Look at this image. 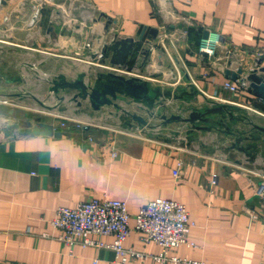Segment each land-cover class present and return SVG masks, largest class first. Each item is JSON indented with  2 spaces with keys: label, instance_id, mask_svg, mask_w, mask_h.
<instances>
[{
  "label": "crops",
  "instance_id": "obj_1",
  "mask_svg": "<svg viewBox=\"0 0 264 264\" xmlns=\"http://www.w3.org/2000/svg\"><path fill=\"white\" fill-rule=\"evenodd\" d=\"M39 1L0 5V98L13 101L0 108V123L12 126L10 133L0 131V264H162L156 257L163 248L145 242L135 221L155 199L183 204L194 223L188 243L169 257L264 264L258 193L264 100L249 92L246 80L253 70L264 77V0ZM36 10L39 19H33ZM209 37L219 39L212 56L200 51ZM125 39L135 40L134 49L123 66L115 65L114 52L105 57V50ZM109 67L171 92L156 104L158 133H148V104L126 97H119V107L96 111L70 95L79 124L65 127L59 116L32 114L36 104L66 114L55 98L64 91L56 94L54 81L83 78L93 85ZM239 70L237 80L229 77ZM226 82L238 91L226 89ZM193 113L203 119L189 121ZM172 116L180 119H164ZM37 118L55 125L52 137L23 130ZM93 198L127 203L131 235L124 247L141 257L123 262L112 249L60 240L62 231L51 224L57 209ZM102 240L113 244L115 237Z\"/></svg>",
  "mask_w": 264,
  "mask_h": 264
},
{
  "label": "built area",
  "instance_id": "obj_2",
  "mask_svg": "<svg viewBox=\"0 0 264 264\" xmlns=\"http://www.w3.org/2000/svg\"><path fill=\"white\" fill-rule=\"evenodd\" d=\"M218 42V38L214 40L209 37L201 45L200 51L212 56L215 54ZM108 70L124 72L113 67H109ZM224 87L231 92L238 91L237 85L233 82H226ZM61 125L65 127L66 123L62 122ZM174 174L179 176V170H176ZM213 183L216 181L214 180ZM258 193L264 202V185L258 189ZM260 218L264 221V214ZM131 219L132 216L125 201L93 198L80 203L76 208L59 207L51 224L62 231L60 240L67 245L109 248L114 250L123 262H126L129 256H142L124 247V242L131 235ZM135 221L136 229L142 233L145 242H154L163 248V254L156 257L162 264L192 263L177 256H168L170 250L188 243L189 233L194 226L190 213L183 204L171 199H155L140 209L135 216ZM108 236L115 237L113 244H107L102 240ZM94 264L98 262L95 261ZM194 264L197 263L194 262Z\"/></svg>",
  "mask_w": 264,
  "mask_h": 264
},
{
  "label": "water",
  "instance_id": "obj_3",
  "mask_svg": "<svg viewBox=\"0 0 264 264\" xmlns=\"http://www.w3.org/2000/svg\"><path fill=\"white\" fill-rule=\"evenodd\" d=\"M153 32L155 33L156 31L154 30ZM134 43V39L117 41L112 47L105 50V57H109L110 51H113L112 63L123 66L134 49ZM261 72H264V69ZM240 73H242V70H239L237 73H232L229 77L237 80ZM59 79L60 81H54V87L52 89L56 94L61 90L66 91L67 89L76 91L77 93L74 94L73 99L79 105L82 104L79 102V99L88 101L96 111H99L104 106L119 107L117 103L119 97L143 101L153 109L160 97L171 96V92H163L160 88L152 89L150 83L140 77H127L113 71L99 73L93 85L86 84L83 78L78 79L74 83L66 81L64 77H59ZM246 80L249 82V92L264 100V77L259 74V71H251L246 76ZM59 100L65 101L66 97H60ZM133 118L141 124H147V121L140 116L136 115ZM164 119L173 121L180 119V117L172 116L169 119L164 117ZM195 119L203 118L198 113H193L189 121L193 122ZM23 130L36 136L52 137L55 133V125L53 123L43 122L40 118H37L34 124L26 121Z\"/></svg>",
  "mask_w": 264,
  "mask_h": 264
},
{
  "label": "rangeland",
  "instance_id": "obj_4",
  "mask_svg": "<svg viewBox=\"0 0 264 264\" xmlns=\"http://www.w3.org/2000/svg\"><path fill=\"white\" fill-rule=\"evenodd\" d=\"M4 0H0V5H2V2H3ZM11 1H15V2H17V5H20L21 4V6L23 5H29V4H34V5H37V4H39V0H11ZM54 4H56V5H61V2L60 1H55L54 2ZM20 6V7H21ZM18 11H20V8H18ZM40 16H41V12H40V10H36L34 13H33V19H39L40 18ZM80 15H79V13H74L73 14V18L72 19H76V20H80V17H79ZM121 70V69H120ZM108 71H110V70H107L106 72H108ZM117 73H120V74H122V75H125V76H127V77H131L129 74H125L124 72H117ZM68 93V92H67ZM65 91L64 92H62V94H58V96L56 97L55 96V98L57 99V103L58 102H60L59 103V107L60 108H62V109H64L65 111H67L66 112V114H64V113H60V111L58 110V107H55L54 109H46L45 107H42V106H40V105H38V104H36V106H34L33 105V107L32 108H30V107H27V108H30L31 110H32V114L33 115H39V116H46V117H50L49 119H51V117L53 116V117H55V116H59V118L62 120V122H64V123H70V122H72V120L75 122V123H77V124H79V121H77L76 119L78 118V116L79 115H77L76 113H74V112H72V109H73V105H72V107H70V105L71 104H69L70 103V99H67V98H70V95H74L75 93H77L76 91H74L73 92V94H71V93H69V94H67ZM66 97V99L67 100H63V101H59V99H58V97ZM54 98V99H55ZM55 99V100H56ZM167 100V99H169L168 97H160V102L161 101H163V100ZM81 100V99H80ZM119 102V101H118ZM117 102V103H118ZM13 104V101H11L10 99H8V98H5V97H1L0 98V108L1 109H5V107H7L8 105L10 106V105H12ZM90 105V104H89ZM5 106V107H4ZM91 106V105H90ZM156 107H154L153 109H152V114L153 115H151V118H152V120H153V124H152V126L151 127H153V128H150L149 129V131H148V133L150 134V135H154V134H156V133H158L159 131H160V129L158 128L159 127V124H160V114H159V112H158V105H155ZM87 107H89L88 105H87ZM90 108V107H89ZM37 111V112H36ZM45 117V118H46ZM41 119V121H42V118H40ZM22 122V121H21ZM20 124H23V122L22 123H20ZM81 124V123H80ZM155 127H154V126ZM11 129H12V126L10 127L9 125H6L5 124V126H4V124H3V122H2V124L0 123V131L2 132V133H10L11 132ZM165 133V132H164ZM167 133V132H166ZM162 135H164L163 133H162Z\"/></svg>",
  "mask_w": 264,
  "mask_h": 264
}]
</instances>
